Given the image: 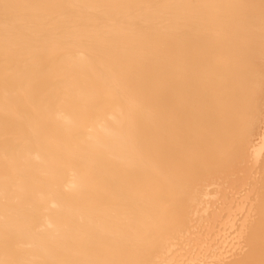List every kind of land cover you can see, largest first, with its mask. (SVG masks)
<instances>
[{"label":"bare ground","instance_id":"bare-ground-1","mask_svg":"<svg viewBox=\"0 0 264 264\" xmlns=\"http://www.w3.org/2000/svg\"><path fill=\"white\" fill-rule=\"evenodd\" d=\"M0 264H264V0H0Z\"/></svg>","mask_w":264,"mask_h":264},{"label":"rangeland","instance_id":"rangeland-1","mask_svg":"<svg viewBox=\"0 0 264 264\" xmlns=\"http://www.w3.org/2000/svg\"><path fill=\"white\" fill-rule=\"evenodd\" d=\"M224 60H225L227 63L232 64V65L236 63V58H235L234 55L226 56V57L224 58Z\"/></svg>","mask_w":264,"mask_h":264}]
</instances>
